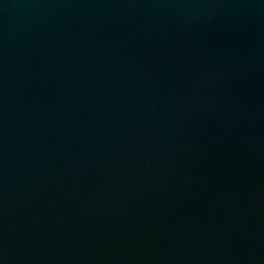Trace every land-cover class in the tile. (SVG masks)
Returning <instances> with one entry per match:
<instances>
[{
	"label": "water",
	"instance_id": "95a60500",
	"mask_svg": "<svg viewBox=\"0 0 264 264\" xmlns=\"http://www.w3.org/2000/svg\"><path fill=\"white\" fill-rule=\"evenodd\" d=\"M0 264H264V0H0Z\"/></svg>",
	"mask_w": 264,
	"mask_h": 264
}]
</instances>
